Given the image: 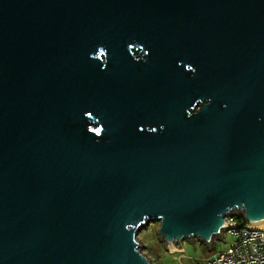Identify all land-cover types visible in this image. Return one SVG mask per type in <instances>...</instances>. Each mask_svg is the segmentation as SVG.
Returning <instances> with one entry per match:
<instances>
[{"label": "water", "instance_id": "water-1", "mask_svg": "<svg viewBox=\"0 0 264 264\" xmlns=\"http://www.w3.org/2000/svg\"><path fill=\"white\" fill-rule=\"evenodd\" d=\"M264 225V0H0V264H152Z\"/></svg>", "mask_w": 264, "mask_h": 264}, {"label": "built area", "instance_id": "built-area-1", "mask_svg": "<svg viewBox=\"0 0 264 264\" xmlns=\"http://www.w3.org/2000/svg\"><path fill=\"white\" fill-rule=\"evenodd\" d=\"M228 221L230 228L220 238L226 244L222 249L212 252L207 264H264V228L250 227L245 222L239 223L234 217ZM169 252L184 257L182 247H176Z\"/></svg>", "mask_w": 264, "mask_h": 264}, {"label": "rangeland", "instance_id": "rangeland-1", "mask_svg": "<svg viewBox=\"0 0 264 264\" xmlns=\"http://www.w3.org/2000/svg\"><path fill=\"white\" fill-rule=\"evenodd\" d=\"M158 226V221H151L143 227L136 236L140 244L141 252L150 260L152 264H207V260L211 253L214 250L222 249L226 244H224L219 238V240H215L217 242L212 246V248H214V246L215 248L208 249L205 245L200 244L198 241H185L182 244L184 257L181 258L180 254H172L165 249L163 242L158 239ZM226 240L228 243L229 238L227 237Z\"/></svg>", "mask_w": 264, "mask_h": 264}, {"label": "trees", "instance_id": "trees-1", "mask_svg": "<svg viewBox=\"0 0 264 264\" xmlns=\"http://www.w3.org/2000/svg\"><path fill=\"white\" fill-rule=\"evenodd\" d=\"M233 217H234V220H236L239 223H243L244 222V220L241 217H239V216H233Z\"/></svg>", "mask_w": 264, "mask_h": 264}, {"label": "bare ground", "instance_id": "bare-ground-1", "mask_svg": "<svg viewBox=\"0 0 264 264\" xmlns=\"http://www.w3.org/2000/svg\"><path fill=\"white\" fill-rule=\"evenodd\" d=\"M260 228H264V225H261Z\"/></svg>", "mask_w": 264, "mask_h": 264}, {"label": "crops", "instance_id": "crops-1", "mask_svg": "<svg viewBox=\"0 0 264 264\" xmlns=\"http://www.w3.org/2000/svg\"><path fill=\"white\" fill-rule=\"evenodd\" d=\"M214 248H215V246H214ZM214 248H212V249H214ZM212 249H211V250H212ZM211 254H212V253H211Z\"/></svg>", "mask_w": 264, "mask_h": 264}]
</instances>
